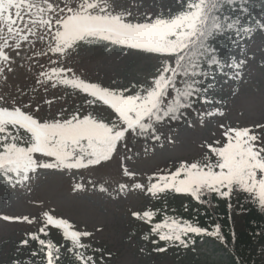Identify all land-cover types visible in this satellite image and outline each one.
Listing matches in <instances>:
<instances>
[{
  "label": "snow or ice",
  "instance_id": "obj_1",
  "mask_svg": "<svg viewBox=\"0 0 264 264\" xmlns=\"http://www.w3.org/2000/svg\"><path fill=\"white\" fill-rule=\"evenodd\" d=\"M175 4V9L153 13L119 0H0V77L7 81L26 62L39 63V57H46L54 66L45 70L40 63L35 84L45 93L62 86L83 96L78 107L62 108L49 118L40 115V104L33 107L0 95V184L16 189L42 171L75 170V175L103 167L120 157L121 148L127 161L132 158L133 139L174 143L163 132L165 126L180 122L205 126V117L225 115L217 83L242 79L255 60V55H248L247 42L264 35V3L259 11L256 0H175ZM38 43L45 48L35 50ZM94 43L155 56L158 66L144 80L123 83L113 78L107 85L86 80L70 61L83 46ZM230 95L238 96L239 90ZM44 103L51 106L53 101ZM191 113L198 118L195 122ZM218 128L220 137L203 144L199 158L180 161L175 171L153 172L140 182L135 171L123 166V177L131 181H118L117 191H140L156 199L175 193L200 206L222 199L229 210L232 198L243 195L264 213V121L244 126L219 123ZM84 188L82 183L73 186L75 191ZM158 214L162 219L154 222ZM130 215L149 225L141 238L158 253L170 245L187 249L195 243L193 236L225 240L220 224L210 230L165 209L134 210ZM0 221L40 225L21 235L9 264H62V250L76 264H108L105 250L93 246L92 232L77 229L53 210L33 219L0 215ZM52 229L61 231L64 243L51 238Z\"/></svg>",
  "mask_w": 264,
  "mask_h": 264
},
{
  "label": "rangeland",
  "instance_id": "obj_2",
  "mask_svg": "<svg viewBox=\"0 0 264 264\" xmlns=\"http://www.w3.org/2000/svg\"><path fill=\"white\" fill-rule=\"evenodd\" d=\"M43 48L44 45L38 43L35 50ZM247 51L248 55H255V60L244 70L243 78L230 84H226L223 79L217 83L215 91L224 98V104L221 105L225 113L223 117H205V126L194 123V126L189 127L183 122L165 126L163 132L174 143L165 140L145 143L142 138L133 139L129 144L132 149L129 155L132 158L127 161L124 159L125 150L121 148L120 157L105 163L103 167L80 170L75 175L73 171H65L63 174H47L42 171L33 175L25 186L16 189L0 184V215H27L33 219L41 216L43 211L53 210L54 215L69 220L77 229L92 232L91 242L94 247L105 250L108 264H161L149 253L146 243L135 238L131 232L134 218L130 213L152 208V201L140 191L118 192V181H131V178L123 177L120 169L127 165L130 171L137 173V181L146 182L147 175L153 172L175 171L180 161H190L200 156L203 144L214 143L220 137L219 123L244 126L264 121V47L248 46ZM43 60L44 57H39V63L36 59L26 62L23 67L9 74L7 81L0 77V95L6 99L15 97L18 101L30 102L33 107L40 104V115L47 117L55 109H62L68 98L59 89L49 88L45 93L43 88L35 84L37 68ZM70 64L86 80L110 83L113 78L144 80L155 71L158 60L148 54L114 48L108 50L98 46L89 50L81 49L78 55L73 56ZM33 88L36 90L33 91ZM17 89L25 95L21 96ZM237 89L239 95L231 96L230 93ZM45 100H52V105L44 103ZM75 105L78 103L75 102ZM197 119L196 114H190L191 121ZM77 183L84 184L85 188L75 191L73 186ZM101 187L107 190L101 191ZM161 202L166 205V200ZM37 225L0 221V264H9L21 235L26 230L32 231ZM216 247L208 242L206 246L202 244L194 251L193 257L184 263L225 264L227 259L224 252ZM109 252L110 257L107 256ZM71 258L73 264H76L73 256Z\"/></svg>",
  "mask_w": 264,
  "mask_h": 264
},
{
  "label": "trees",
  "instance_id": "obj_3",
  "mask_svg": "<svg viewBox=\"0 0 264 264\" xmlns=\"http://www.w3.org/2000/svg\"><path fill=\"white\" fill-rule=\"evenodd\" d=\"M134 1L135 0H119L120 3L131 6ZM137 1L141 2L143 0ZM153 1L155 2V4H160L161 2H163V5H161L159 9H157L156 11H152L153 13L160 12L162 8L166 10L168 7H172L173 9H175L176 7L175 0ZM256 2L257 11H259L260 4L264 3V0H256ZM260 36V34H257L252 40L248 41V43H264V41H254L257 40V38H259ZM98 45L100 44L94 43L92 45H85L83 47L92 48L97 47ZM121 82L127 83L124 79ZM74 94L83 103V96L75 91ZM101 115L107 117L108 112L102 111ZM196 158H193L192 160ZM165 198L168 200L166 209L161 205V202L159 200L154 198L156 201L155 209H165L169 215L196 220L201 226L209 228L210 230L212 229L214 224L221 225L222 234L225 237V240L221 242L228 249V261L226 264H264V213H261L258 210V207L251 204L247 199H245L243 195L234 196L232 198L233 208L231 210H229L227 202L222 199L213 200L211 206H200L186 195L169 193ZM185 207H187V211H185ZM161 219L162 215L158 214L154 222H158ZM141 225L142 227L135 225V228L133 230V233H138L140 235V238L142 237V234L146 233L149 230V225L143 222H141ZM38 227H40V225ZM38 227L36 228V230L38 229ZM200 237L201 236H193L192 239L195 240V243L187 249L170 245L171 247H173V250L171 252L173 260L180 259L183 256V253L195 247V244ZM51 238L54 241L64 243L61 232L56 229L51 230ZM148 245L150 246V249H153L154 246L152 244L148 243ZM160 246H164L163 242H161ZM33 247H35V245H33ZM62 256V264H72L70 253L64 254L62 250Z\"/></svg>",
  "mask_w": 264,
  "mask_h": 264
}]
</instances>
